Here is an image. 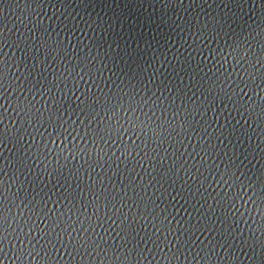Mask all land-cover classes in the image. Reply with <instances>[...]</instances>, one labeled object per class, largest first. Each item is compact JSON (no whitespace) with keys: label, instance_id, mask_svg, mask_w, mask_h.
<instances>
[{"label":"snow or ice","instance_id":"snow-or-ice-1","mask_svg":"<svg viewBox=\"0 0 264 264\" xmlns=\"http://www.w3.org/2000/svg\"><path fill=\"white\" fill-rule=\"evenodd\" d=\"M46 32L39 26L35 47L51 63L48 57L33 61L23 85L0 59V139L17 147L26 136L39 139L27 141L31 155L20 148L17 167L23 175L35 158L47 172L23 195V184L9 194L11 180L0 179V264H32L28 257L39 264H224L210 259L211 251L192 253L191 246L202 232L215 233L219 247L242 240L231 231L241 201L252 205L255 231L248 241L261 249L257 264H264V168L250 171L249 153L231 150L248 134L240 123L245 116L264 135V32H256L254 52L251 32L242 42L233 37L231 44L205 49L211 64L192 67L191 52L183 64L174 56L175 84L159 61L116 76L106 54L77 52ZM222 35L217 28L200 39ZM249 53L252 59L242 65ZM6 105L23 117L12 136ZM145 241L151 250L142 247ZM57 246L68 250L69 260L55 258ZM166 248L169 254L157 260ZM228 264H240L239 257Z\"/></svg>","mask_w":264,"mask_h":264},{"label":"water","instance_id":"water-1","mask_svg":"<svg viewBox=\"0 0 264 264\" xmlns=\"http://www.w3.org/2000/svg\"><path fill=\"white\" fill-rule=\"evenodd\" d=\"M41 25L47 28L44 35L50 40L70 42L77 52L98 55L101 58L106 54L108 59L104 63L115 70L116 76L121 71L135 72L137 67L156 66L159 61L163 65L160 71L168 76L169 83L175 84L178 73L173 72V68L177 67L174 56L183 64L185 57L191 52L192 58L188 63L192 67H195L197 61L211 64L212 60L205 54V49L223 47L225 42L231 44L233 37L242 42L249 32L252 33V39L248 47L254 52V45L257 43L255 34L257 31L264 32V0H0V59L7 63L9 76L16 84L23 85L26 70L32 69L33 61L48 57V53L42 48L35 47L40 43L36 37ZM217 28L223 33L222 36H214L206 42L201 41L200 37L210 35ZM197 29H203L199 37L195 35ZM240 46L244 48L243 43ZM51 59L48 57L49 63ZM251 59L249 53L242 65ZM152 70L155 71L156 68L153 67ZM180 79L184 77L180 76ZM151 86L149 84V88ZM86 87H91V84ZM9 94L20 95L16 92ZM27 95L26 92L23 93V96ZM6 108L7 136H12L20 130L23 117L17 114L14 105H6ZM233 115L239 119V114ZM246 120L245 116L240 123L248 134L240 137L239 144L233 141L234 148L231 150L237 155L241 148L249 153L245 167L255 172L258 168H264V160L260 158L264 154V135L257 132L251 121L245 123ZM29 140L39 143V139L32 136H26L25 143L19 147L15 140L9 142L7 137L0 139V179L7 177L11 180L7 184L9 194L16 192L23 184V195L30 185L36 187L31 182L37 175L40 179L47 176L44 165L35 158L29 162L31 174H20L23 169L17 167V153L20 148H24L31 155L26 146ZM188 150L191 151L190 146ZM211 203L209 198V204ZM240 203L241 215L236 218L231 231L242 235V240L235 239L229 247H219L212 239L215 233H197L194 237L195 243L191 246L192 253L207 255L211 251L210 259L223 260L224 264H228V259L236 257H239L240 264H257L261 249H253L248 241L250 233L255 231L254 216L249 212L252 205L248 203L245 207L244 201ZM215 211L219 215V209ZM181 215L187 218L186 212L182 211ZM224 228L227 229L228 225L225 224ZM112 235L115 238L114 232ZM119 243L116 240V244ZM210 244L212 248H209ZM16 246H19V242ZM142 247L151 250L152 244L145 241ZM174 249L173 244L172 250ZM54 252L56 259H70L68 250L60 246ZM192 253L187 255L191 256ZM168 254L169 249L166 248L160 252L157 260ZM28 259L32 264H39L32 257ZM180 264L188 262L182 260Z\"/></svg>","mask_w":264,"mask_h":264}]
</instances>
